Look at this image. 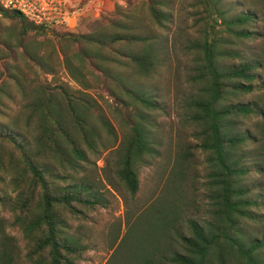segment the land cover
Instances as JSON below:
<instances>
[{
  "label": "trees",
  "instance_id": "trees-1",
  "mask_svg": "<svg viewBox=\"0 0 264 264\" xmlns=\"http://www.w3.org/2000/svg\"><path fill=\"white\" fill-rule=\"evenodd\" d=\"M177 1L119 5L117 17L95 18L83 33L48 32L0 7V17L20 32L16 44L11 36L0 40V211H11L33 235L26 251L32 264H75L79 241L67 237L69 219H85L106 205L96 181L85 175L91 159L115 154L116 176L135 195L140 164L160 153L149 117L163 106L159 91L145 85L164 63L159 38L175 22ZM189 1L192 37L185 50L197 93L186 111L203 158L211 219L189 221L191 234L179 235L184 252L172 261L264 264V0ZM49 33L58 48L49 38L50 48L24 43L28 35ZM57 66L75 86L58 80ZM102 84L116 102L121 138L92 94ZM7 101L20 109L11 115ZM4 221L0 215V264H9ZM170 222L162 218V230L170 231ZM247 225L257 227L254 236Z\"/></svg>",
  "mask_w": 264,
  "mask_h": 264
},
{
  "label": "rangeland",
  "instance_id": "rangeland-1",
  "mask_svg": "<svg viewBox=\"0 0 264 264\" xmlns=\"http://www.w3.org/2000/svg\"><path fill=\"white\" fill-rule=\"evenodd\" d=\"M140 1L69 0L70 7L77 9L75 12L79 11L80 14L76 26L69 31L87 32L93 19L101 18L100 16L114 17L118 14L119 5L124 7L127 3L135 4ZM189 3V0L177 1L175 22L159 38L164 63L157 69L156 78L153 77L145 85L146 89L159 91L157 96L163 106L162 110L148 116L161 148L160 153L140 164V187L135 195H131L116 176L115 154L105 151L95 163L91 159L85 175L96 181L106 205L88 213L85 219L72 221L67 218L71 224L70 229H67L70 231L67 237L79 241V255L74 260L75 264H178L172 261V256L177 252H184L179 235L191 234L189 221L196 220L205 225L211 219L210 203L204 187L203 158L195 149V127L190 121V113L186 111L188 99L197 93V86L189 79L191 56L185 50L187 41L192 37L187 32L192 22L188 16L191 14ZM10 36L16 44L20 32L15 30L12 21L0 17V40ZM44 36L28 35L30 40H25L24 43L39 42L50 48L47 45H51V41L44 39L49 38L58 48V40L52 38L51 33ZM39 46L42 47L40 44ZM0 49H4L1 41ZM56 68L59 81L75 86L63 67ZM47 78L50 79L51 76L47 75ZM108 86L102 84L92 94L113 124L117 138H121L123 129L115 114L113 107L116 102ZM19 105L7 101L6 111L13 115L20 109ZM185 150L190 152H184ZM183 155L188 160L180 162ZM104 156H107L106 161ZM3 188L12 193L7 182ZM0 215L5 218L4 229L8 235L5 244L8 243L12 249L9 264H32L26 251L34 242L33 235H28L13 221L11 211L1 210ZM162 218L171 221L170 231L162 230ZM246 230L253 236L257 233L255 225H247ZM159 246L164 248L163 252L154 251V247Z\"/></svg>",
  "mask_w": 264,
  "mask_h": 264
},
{
  "label": "built area",
  "instance_id": "built-area-1",
  "mask_svg": "<svg viewBox=\"0 0 264 264\" xmlns=\"http://www.w3.org/2000/svg\"><path fill=\"white\" fill-rule=\"evenodd\" d=\"M0 7L14 10L48 31L54 28H74L80 17L77 9L70 7L69 0H0Z\"/></svg>",
  "mask_w": 264,
  "mask_h": 264
}]
</instances>
